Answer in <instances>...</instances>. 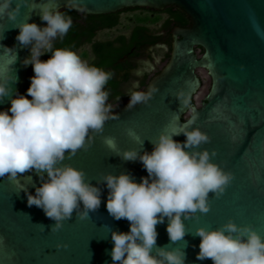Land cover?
Listing matches in <instances>:
<instances>
[{
    "label": "water",
    "instance_id": "obj_1",
    "mask_svg": "<svg viewBox=\"0 0 264 264\" xmlns=\"http://www.w3.org/2000/svg\"><path fill=\"white\" fill-rule=\"evenodd\" d=\"M42 2L58 10L68 7L86 14L174 6L187 15L190 25L173 29L170 57L144 89L145 93L157 89L149 103L138 104L131 111H126L128 102L115 107L114 114H119L120 120L106 122L103 134L94 137L91 148L63 161L83 169L93 186L101 189V205L89 219L79 220L74 212L59 231L51 232L55 221L41 208L27 204V194L34 195L41 186L40 176L33 170L20 174L15 182L0 178V264H112L111 231L126 233L130 224L109 215V190L97 180L102 174L123 172L140 183L148 173L139 160L125 161L114 154L103 138L115 137L120 150L135 148L150 153L151 141L161 131H179L191 119L192 109L198 118L191 127L211 137V142L199 150H217L213 162L231 171L234 180L220 199L210 194L211 210L207 214L198 212V220L184 221L190 232L184 240L170 242L165 218L156 226L157 246L183 250L185 264H212L210 259H196L201 239L194 235L198 227L216 229L232 219L237 225L253 226L264 236V0H28L29 6L21 8L14 22L6 16L0 18V79L17 77L15 83L10 82L12 94L0 102V111L8 110L11 98L21 93L31 67L23 63L31 56V45L24 47L16 40V26L30 15L29 23L46 27L39 10L31 12ZM197 46L204 49L201 56ZM161 56V51L155 52L154 62L159 63ZM200 67L207 68L212 82L204 100L198 102ZM183 100H187L186 105L181 104ZM129 129L138 141L128 136ZM173 139L183 143L186 137L180 134Z\"/></svg>",
    "mask_w": 264,
    "mask_h": 264
},
{
    "label": "clouds",
    "instance_id": "obj_2",
    "mask_svg": "<svg viewBox=\"0 0 264 264\" xmlns=\"http://www.w3.org/2000/svg\"><path fill=\"white\" fill-rule=\"evenodd\" d=\"M13 2L0 0V18L6 16L14 22L21 8L29 6L28 0H15V7ZM37 9L46 27L29 23L30 15L16 26V40L24 47L31 45V56L23 63L32 65L34 76L27 96L17 93L11 98V107L0 111V178L15 182L20 174L34 170L42 183L34 195L27 194V204L41 208L47 218L55 221L51 232H56L64 221L72 219L74 212L79 220L89 219L90 213L101 205V189L93 186L83 169L63 161L91 148L94 137L103 134L106 122L120 120V116L107 103L109 92L104 90L113 74L89 65L71 49L53 47L55 39L68 34L71 17L48 2L39 3L31 12ZM4 51L12 53L9 48ZM45 53H51V57L42 61L40 57ZM15 60L16 56L11 64ZM16 80V76L0 79V102L11 96L10 82ZM138 87L134 82L129 89L126 111L138 104L147 105L157 91L155 87L147 93L135 91ZM181 104L186 105L187 100ZM191 113V119L179 131H161L151 141L150 153L135 148L120 150L115 137L103 138L114 154L125 161L139 160L148 173L140 183L123 172L102 174L97 180L109 190V215L130 224L126 233L111 231L112 264H185L183 250L157 246L156 226L167 218L170 242L184 240L190 233L184 221L198 220V212L207 214L211 210L210 194L220 199L234 180L231 171L213 162L217 150H199L202 144L211 142V137L191 127L198 118L195 109ZM127 134L139 140L131 129ZM180 134L186 137L183 143L173 139ZM194 235L201 238L197 260L210 259L212 264H264V236L251 225H237L229 219L216 229L198 227Z\"/></svg>",
    "mask_w": 264,
    "mask_h": 264
},
{
    "label": "flooded vegetation",
    "instance_id": "obj_3",
    "mask_svg": "<svg viewBox=\"0 0 264 264\" xmlns=\"http://www.w3.org/2000/svg\"><path fill=\"white\" fill-rule=\"evenodd\" d=\"M133 12H137V14L128 15L130 21L128 22L126 30L117 32L110 38L101 39L99 37V34L102 31L110 30L119 26L122 14ZM115 13L119 14L120 21L118 24L110 28L103 27L108 25L111 19L90 17L83 12H80L79 14V21L83 26V32L79 39L80 41H83V43L82 48L79 50H88L87 55L84 56L86 59L85 61L88 64L92 63L97 57V53L93 50L94 43L113 41L112 57L114 58V61L111 67L108 68L112 69V84L114 85V91H116V95L109 103L113 108L117 105L129 102V89L132 88L134 82L139 84V87L134 90L144 92V89L151 78L164 66L159 67L157 64H151V61L155 60V52L161 51L162 62L166 63L170 57L173 29L176 26L187 27L190 25L189 18V23L187 24L181 21V15L174 6H169L161 10L140 7L132 9L125 8ZM138 17H145L148 19L157 18V20H146L141 22L137 20ZM90 31L93 32L95 36L93 40L88 41V38L91 35ZM195 49L197 54L200 50L204 51V49L199 46L195 47ZM198 69L202 70V72L197 71L202 86H204L206 78L210 80L211 86L212 78L207 68L200 67ZM118 97H120V100L117 99ZM204 97L202 100H204Z\"/></svg>",
    "mask_w": 264,
    "mask_h": 264
},
{
    "label": "trees",
    "instance_id": "obj_4",
    "mask_svg": "<svg viewBox=\"0 0 264 264\" xmlns=\"http://www.w3.org/2000/svg\"><path fill=\"white\" fill-rule=\"evenodd\" d=\"M173 7V6H171ZM138 8V7H135ZM132 9V8H130ZM60 12L64 13L66 16H70L72 19V27L70 28L68 34L63 38H57L53 41V47L54 49L56 48H68L71 49L73 51H75L76 53L79 51L80 48H82V43L83 41H80V36L83 32L82 30V24L79 21V14L80 11L65 7L61 10H59ZM177 11L180 13L181 15V21L183 23H189V19L186 16L185 13H183L182 11H180L179 9H177ZM90 17H99V18H104V19H111L110 23L106 26H104L103 28H110L113 27L114 25L118 24L120 21V17L119 14L112 12V13H106V14H88ZM138 21L144 22L146 20H157V18L154 19H148L145 17H138L137 19ZM90 37L88 38V41H91L94 39V33L90 31ZM113 41H105V42H96L93 44V50H95V52L97 53V57L96 59L90 63L89 65L91 66H96L99 67L105 71L111 72L112 73V69H108L111 67L112 63H113V57H112V51H113ZM51 57V53H45L44 55H42L40 57V59L42 61H46ZM34 76V72H33V68L31 67L30 73L27 77V80L24 84V87L20 93V95H25L27 96V89L30 86L31 83V77ZM113 79V76H112ZM112 79L108 82V84L105 86V91L109 92V98L107 103H110V100L114 98V96L116 95V91H114V85L112 84ZM29 99H31V97H28Z\"/></svg>",
    "mask_w": 264,
    "mask_h": 264
},
{
    "label": "rangeland",
    "instance_id": "obj_5",
    "mask_svg": "<svg viewBox=\"0 0 264 264\" xmlns=\"http://www.w3.org/2000/svg\"><path fill=\"white\" fill-rule=\"evenodd\" d=\"M130 14L136 15L137 12L128 13V14H126V13L122 14V15H121V23H120V25L117 26L116 28H113V29H110V30H104V31H102V32L99 34V37H100L101 39L110 38V37H112L115 33L126 30V28L128 27V22L130 21L129 18H128V15H130ZM87 53H88V50H87V49H81V50H79V51L77 52V54L80 55V57H81L83 60H86V59L84 58V56L87 55ZM202 53H203V51L200 50V51L198 52L199 56H201ZM162 61H163V59H161V60L159 61V63H157V62L155 63L154 61H151V64H152V65H156V64H157V65H159V67H161V65H162L163 63H165V62H162ZM197 71H199V72L201 71V72H202L201 69H197ZM209 86H210V80H209L208 78H206V82H205L204 86H202V87L199 89V91L197 92V95H196V101L200 102V101L202 100V98H203V97L206 95V93L208 92Z\"/></svg>",
    "mask_w": 264,
    "mask_h": 264
}]
</instances>
